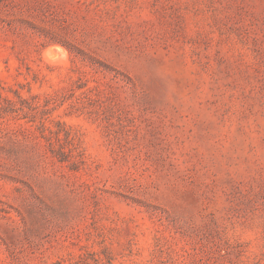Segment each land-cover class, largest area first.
Here are the masks:
<instances>
[{"label":"rangeland","instance_id":"1","mask_svg":"<svg viewBox=\"0 0 264 264\" xmlns=\"http://www.w3.org/2000/svg\"><path fill=\"white\" fill-rule=\"evenodd\" d=\"M0 264H264V0H0Z\"/></svg>","mask_w":264,"mask_h":264},{"label":"trees","instance_id":"2","mask_svg":"<svg viewBox=\"0 0 264 264\" xmlns=\"http://www.w3.org/2000/svg\"><path fill=\"white\" fill-rule=\"evenodd\" d=\"M41 127H44V124L43 123L41 124ZM64 135H65V138H68L70 136L69 131L65 130L64 131ZM52 152H54V154L58 157V160L59 161H67V160H69L71 158V156L72 157H78L77 160H75V161L72 162V166H73L72 168H74V169L77 168L78 165H79V163L82 162V159H81L82 153H80V151L76 155H72L71 149H69L68 151H65L61 147L59 150L52 151Z\"/></svg>","mask_w":264,"mask_h":264},{"label":"bare ground","instance_id":"3","mask_svg":"<svg viewBox=\"0 0 264 264\" xmlns=\"http://www.w3.org/2000/svg\"><path fill=\"white\" fill-rule=\"evenodd\" d=\"M62 49H63V48H62ZM46 50H47V49H46ZM54 50H55V49H54ZM48 51H50V50H48ZM60 51H61V49H60ZM55 52H56V50H55ZM55 52H54V53H55ZM57 53H58V52H57ZM58 54H60V53H58ZM47 58H48V57H47ZM57 59H58V57H57ZM53 60H54V59H53ZM58 60H59V59H58Z\"/></svg>","mask_w":264,"mask_h":264}]
</instances>
